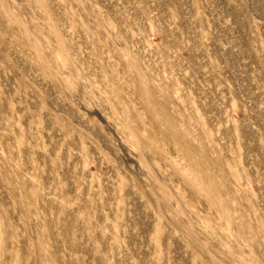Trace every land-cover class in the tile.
Listing matches in <instances>:
<instances>
[{"label": "rangeland", "instance_id": "374dc122", "mask_svg": "<svg viewBox=\"0 0 264 264\" xmlns=\"http://www.w3.org/2000/svg\"><path fill=\"white\" fill-rule=\"evenodd\" d=\"M0 264H264V0H0Z\"/></svg>", "mask_w": 264, "mask_h": 264}, {"label": "bare ground", "instance_id": "6f19581e", "mask_svg": "<svg viewBox=\"0 0 264 264\" xmlns=\"http://www.w3.org/2000/svg\"><path fill=\"white\" fill-rule=\"evenodd\" d=\"M166 127L167 129L170 131V130H175L178 132L179 135H182V137H186L187 135L183 132L182 129L180 128H176V127H171L169 124L166 123Z\"/></svg>", "mask_w": 264, "mask_h": 264}]
</instances>
